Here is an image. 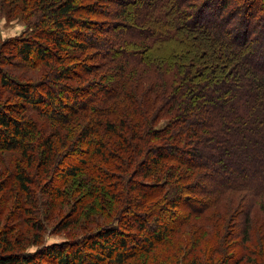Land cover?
Masks as SVG:
<instances>
[{"label":"trees","instance_id":"obj_1","mask_svg":"<svg viewBox=\"0 0 264 264\" xmlns=\"http://www.w3.org/2000/svg\"><path fill=\"white\" fill-rule=\"evenodd\" d=\"M20 4L0 149L27 223L75 194L84 231L31 252L0 222V264H264V0Z\"/></svg>","mask_w":264,"mask_h":264},{"label":"rangeland","instance_id":"obj_2","mask_svg":"<svg viewBox=\"0 0 264 264\" xmlns=\"http://www.w3.org/2000/svg\"><path fill=\"white\" fill-rule=\"evenodd\" d=\"M2 6H4L5 10L0 9V59L9 58L8 61L11 64L2 63V61L0 62V68L13 76H18L20 80H26L27 78H31L37 70L22 68L21 63H19L21 61L20 57L11 51L16 49L14 44L19 38L28 36L26 32L28 29L26 17L28 16L27 10L29 9L26 5L20 4V0L13 1L12 3L4 0ZM29 18L31 19L32 17ZM18 25L23 26V32L20 35H12ZM15 60L18 62H15ZM4 94L6 95L7 93L4 92ZM165 121L166 117L162 118L158 122V125H163ZM20 164L25 166L24 161L19 157L17 152L0 149V222L3 225H8V228L13 229L14 236L19 233L26 238L31 236L30 240L29 238L25 239L26 250L31 252L48 244L67 242L72 238L82 236V232L84 231L83 225L80 224L83 222L82 219H79L77 224L71 220V222H68L69 225L65 226L67 224L65 220L66 213L70 209L71 200L75 194L72 196V199L67 197L61 203L62 213L60 215H58L57 209H55L53 210L54 215L50 219L43 221L45 225L43 230L39 229L37 231L36 227L27 223V221L32 223V219H41L33 212L32 208L29 209L30 207L27 206L28 209H25L26 205L17 203L16 196L19 194V191L16 190L15 172L17 166ZM97 219L95 216L87 219V222L89 221L88 228H96L97 224L95 222H97Z\"/></svg>","mask_w":264,"mask_h":264},{"label":"clouds","instance_id":"obj_3","mask_svg":"<svg viewBox=\"0 0 264 264\" xmlns=\"http://www.w3.org/2000/svg\"><path fill=\"white\" fill-rule=\"evenodd\" d=\"M23 26L18 25L12 35H20L23 32ZM6 38V37H5Z\"/></svg>","mask_w":264,"mask_h":264}]
</instances>
